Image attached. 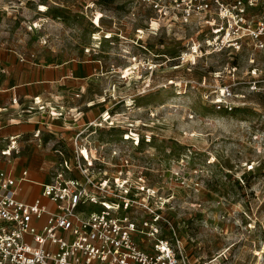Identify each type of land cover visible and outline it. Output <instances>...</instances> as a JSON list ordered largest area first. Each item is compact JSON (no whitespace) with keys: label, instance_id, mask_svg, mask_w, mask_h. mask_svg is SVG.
Segmentation results:
<instances>
[{"label":"rangeland","instance_id":"1","mask_svg":"<svg viewBox=\"0 0 264 264\" xmlns=\"http://www.w3.org/2000/svg\"><path fill=\"white\" fill-rule=\"evenodd\" d=\"M156 1L0 0V56L83 63L94 73L77 88L68 79L69 93L53 103L60 118L37 104L38 140H24L32 153L58 157L59 148L75 160L81 133L78 146L98 149L93 177L144 184L148 192L132 190L155 213L132 214L140 223L158 215L157 236L179 239L189 264H264V93L244 83L250 58L260 62L263 53H209V17L186 16L183 2L157 8ZM228 65L237 66L235 78ZM227 84L242 96L233 112L212 103ZM43 172L49 178L54 170ZM144 241L152 251L153 241Z\"/></svg>","mask_w":264,"mask_h":264},{"label":"built area","instance_id":"2","mask_svg":"<svg viewBox=\"0 0 264 264\" xmlns=\"http://www.w3.org/2000/svg\"><path fill=\"white\" fill-rule=\"evenodd\" d=\"M163 1L157 0L155 7L161 8ZM182 2L186 16L209 17L211 37L205 41L209 46L207 52H239L252 47L253 53H263L260 62L254 56L250 58L244 83L251 93H264V0H173L178 6ZM193 50L198 52L197 45ZM228 66L235 78L237 66ZM234 84L225 85L212 100L217 110L238 109L236 99L242 96L235 93ZM50 111L53 117L62 116ZM101 117L108 121L110 112L107 110ZM80 135L74 138L75 160L56 149L59 160L52 180L42 184L41 197L32 201L18 197L20 183L29 178L28 170H22L17 178L0 169V264H189L179 239L173 245L157 236L158 215L151 222L140 223L132 214L137 209L145 213L155 211L145 197L132 190L134 185L129 178L117 176L111 183L109 178L97 181L93 177V168L101 161L96 155L98 149L87 143L78 146ZM127 139L140 144L133 137ZM13 152H19L17 137H10L1 154ZM134 187L138 192H148L144 184ZM138 236L142 242L137 240ZM145 238L153 241L152 251L142 246Z\"/></svg>","mask_w":264,"mask_h":264},{"label":"crops","instance_id":"3","mask_svg":"<svg viewBox=\"0 0 264 264\" xmlns=\"http://www.w3.org/2000/svg\"><path fill=\"white\" fill-rule=\"evenodd\" d=\"M82 64H32L21 59L15 52L0 56V169L12 172L17 178L22 170H28L29 178L20 183L18 190V197L23 200L32 201L35 197H41L42 184L50 182L53 177L43 176L42 171L51 173L59 160V157L47 150L35 148L32 153L31 140L30 143L24 140L25 137L31 136L33 140H38L37 133L40 134V122L35 120L37 112L34 107L40 104V110L48 111L53 119L50 110H54L53 103L60 102L69 93L65 86L68 79H72L73 84L70 87L77 88L76 83L78 84L79 80L85 79L87 75V78L94 75L90 72L91 65ZM94 70L97 71V67ZM38 97L41 98L42 104L34 101ZM56 106L63 107L60 104ZM59 111L57 110L58 113ZM58 118L60 117H56ZM10 137H17L19 152L3 156L1 151L9 144ZM36 145L40 147V144ZM35 167H39V171L32 172L31 168ZM44 202L53 207L48 199H44Z\"/></svg>","mask_w":264,"mask_h":264},{"label":"bare ground","instance_id":"4","mask_svg":"<svg viewBox=\"0 0 264 264\" xmlns=\"http://www.w3.org/2000/svg\"><path fill=\"white\" fill-rule=\"evenodd\" d=\"M100 35V34H99ZM109 35V34H108ZM84 152H87V151H84Z\"/></svg>","mask_w":264,"mask_h":264}]
</instances>
